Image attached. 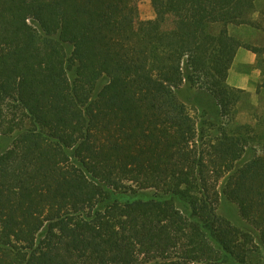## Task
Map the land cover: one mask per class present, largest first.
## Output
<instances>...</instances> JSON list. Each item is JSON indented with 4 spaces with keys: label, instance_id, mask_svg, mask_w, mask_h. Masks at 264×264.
Wrapping results in <instances>:
<instances>
[{
    "label": "trees",
    "instance_id": "16d2710c",
    "mask_svg": "<svg viewBox=\"0 0 264 264\" xmlns=\"http://www.w3.org/2000/svg\"><path fill=\"white\" fill-rule=\"evenodd\" d=\"M149 1L156 20L136 27V0H0V264L264 251V118L236 125L244 91L227 83L240 48L264 58L227 30L264 35L256 0ZM184 84L212 97L217 126L178 101ZM221 198L254 232L217 215Z\"/></svg>",
    "mask_w": 264,
    "mask_h": 264
},
{
    "label": "rangeland",
    "instance_id": "374dc122",
    "mask_svg": "<svg viewBox=\"0 0 264 264\" xmlns=\"http://www.w3.org/2000/svg\"><path fill=\"white\" fill-rule=\"evenodd\" d=\"M137 16L136 27L151 25L156 20V15L149 0H136ZM254 13L250 16L253 24L264 27V0L255 1ZM228 33L239 40L245 46L260 48L264 44L262 31L254 25H241L227 27ZM104 81L102 80L101 83ZM227 83L230 87L244 91L236 108V125L256 127L258 119L264 118V58L261 55L252 54L250 51L240 48L228 73ZM175 95L178 101L184 104L191 116L198 122L204 123L208 130L213 125H218V109L212 97L204 90L184 84ZM212 137L216 131H210ZM6 141H0V153L4 151ZM252 150H247L239 163L251 159ZM216 213L220 218L229 221L243 232H254L239 216L237 207L221 198L216 207ZM246 264H264V251H250L247 254ZM226 264H236L229 260Z\"/></svg>",
    "mask_w": 264,
    "mask_h": 264
}]
</instances>
